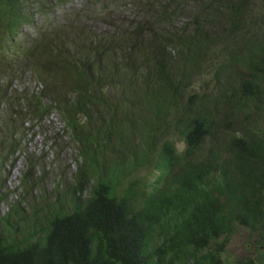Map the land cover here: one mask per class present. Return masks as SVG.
Listing matches in <instances>:
<instances>
[{
    "label": "trees",
    "instance_id": "trees-1",
    "mask_svg": "<svg viewBox=\"0 0 264 264\" xmlns=\"http://www.w3.org/2000/svg\"><path fill=\"white\" fill-rule=\"evenodd\" d=\"M133 1L137 20L95 32L0 0V173L52 112L81 156L52 204L0 216V264H264V0ZM241 232L253 255L232 260Z\"/></svg>",
    "mask_w": 264,
    "mask_h": 264
},
{
    "label": "rangeland",
    "instance_id": "rangeland-1",
    "mask_svg": "<svg viewBox=\"0 0 264 264\" xmlns=\"http://www.w3.org/2000/svg\"><path fill=\"white\" fill-rule=\"evenodd\" d=\"M43 2L47 9L45 14H41V10L37 9L39 6L29 5L33 26L45 28L66 18L69 21L75 19V22L91 31L112 32L120 23L129 22L133 18L137 20L136 17L144 12L143 9L140 10L142 2L135 3L133 0H68L57 7L50 5L52 0H43ZM257 11L258 9H253L249 13L251 15ZM182 21L184 17L177 19V23ZM30 32V25H24L17 36L24 41ZM22 75L18 85L22 83L28 91L40 87L27 71H23ZM0 82H4L2 77ZM16 83L13 81L12 87ZM178 148H182V144H179ZM26 160L30 166L29 178L34 180V188L28 194L20 193L17 189L22 173L27 169ZM80 162L79 143L72 138L57 113H50L42 125L34 126L27 131L20 150H16L11 159L3 164L2 174L0 173V216L7 213L13 204L20 202H22V210H26L27 204H31L28 212L31 211V206L41 207L52 204L53 193L63 192L66 184L72 182V175ZM139 174L144 175L145 184L150 189L156 170H141ZM83 195L85 196L86 193L84 192ZM245 235V232H241L232 237L227 247L228 258L234 260L253 255V251L246 243Z\"/></svg>",
    "mask_w": 264,
    "mask_h": 264
}]
</instances>
